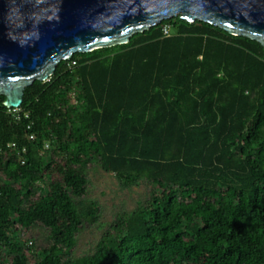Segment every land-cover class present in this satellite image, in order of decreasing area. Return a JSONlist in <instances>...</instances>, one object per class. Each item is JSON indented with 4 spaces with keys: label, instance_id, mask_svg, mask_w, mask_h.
Wrapping results in <instances>:
<instances>
[{
    "label": "trees",
    "instance_id": "1",
    "mask_svg": "<svg viewBox=\"0 0 264 264\" xmlns=\"http://www.w3.org/2000/svg\"><path fill=\"white\" fill-rule=\"evenodd\" d=\"M5 100L0 264H264L258 41L176 16L61 61L18 109ZM94 166L147 197L76 255L101 221Z\"/></svg>",
    "mask_w": 264,
    "mask_h": 264
},
{
    "label": "water",
    "instance_id": "2",
    "mask_svg": "<svg viewBox=\"0 0 264 264\" xmlns=\"http://www.w3.org/2000/svg\"><path fill=\"white\" fill-rule=\"evenodd\" d=\"M180 16L264 47V0H0V93L18 109L35 80L75 53L127 44Z\"/></svg>",
    "mask_w": 264,
    "mask_h": 264
},
{
    "label": "rangeland",
    "instance_id": "3",
    "mask_svg": "<svg viewBox=\"0 0 264 264\" xmlns=\"http://www.w3.org/2000/svg\"><path fill=\"white\" fill-rule=\"evenodd\" d=\"M90 179L87 199L96 200L102 209L101 221L97 226L85 230L78 239L76 255L92 250L113 218L120 212H131L147 197L148 186L123 190L112 174L104 173L99 166L88 170Z\"/></svg>",
    "mask_w": 264,
    "mask_h": 264
},
{
    "label": "built area",
    "instance_id": "4",
    "mask_svg": "<svg viewBox=\"0 0 264 264\" xmlns=\"http://www.w3.org/2000/svg\"><path fill=\"white\" fill-rule=\"evenodd\" d=\"M164 34L166 35V36H169L170 35V27L169 26H165L164 27ZM30 139L31 140H34L35 139V136L34 135H31L30 136ZM12 147H15V144H12L11 145ZM24 151H25V149H24ZM25 163V161H22V164H24Z\"/></svg>",
    "mask_w": 264,
    "mask_h": 264
}]
</instances>
